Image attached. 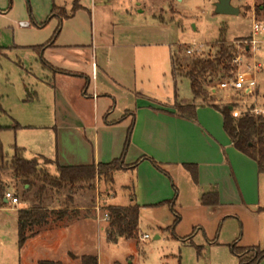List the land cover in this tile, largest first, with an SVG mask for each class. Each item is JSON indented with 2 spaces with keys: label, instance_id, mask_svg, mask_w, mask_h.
I'll return each mask as SVG.
<instances>
[{
  "label": "rangeland",
  "instance_id": "obj_1",
  "mask_svg": "<svg viewBox=\"0 0 264 264\" xmlns=\"http://www.w3.org/2000/svg\"><path fill=\"white\" fill-rule=\"evenodd\" d=\"M48 1L0 0V105L4 111L0 115V126L4 128L0 133V141L8 160L13 156L14 146L24 149L25 159L32 160V151L37 146L47 145L54 136L36 128H15V125L42 124L46 121L45 113L53 109V93L48 88L49 81L44 82L42 59L32 51L15 48L28 39L26 35L31 30L35 31V41L43 40L55 30L58 19L47 22L49 15L45 17ZM63 1L71 13L74 0ZM217 1L108 0L111 9L107 7L104 10L99 6V0H94V31L98 33L102 30L109 36L114 32L115 46L123 47L129 56L134 50L131 47L138 45L135 49L137 77L143 80V89L149 99L163 101L168 93L173 95L176 91L180 102L190 101L201 112L209 111L206 107H200L197 104L199 101H194L190 82L182 75L184 71L178 76L174 75L175 64L183 68L193 59L213 57L218 51V41L236 46L242 42L241 46L245 47L252 38L254 23L264 28V0H232L231 5L240 9L239 15L217 14ZM50 2L55 4V0ZM38 14L45 18L44 23L47 22L42 28L36 23L35 16ZM20 21L28 23V26L21 27ZM52 21L53 25L50 24ZM255 40L258 44L255 48L249 45V52L238 50L244 55L241 56L242 65L237 71H248L255 77L256 105L260 115L264 116V30ZM192 44L197 46L193 48V54L189 55L187 50L192 49ZM258 65L260 68H257ZM173 77L175 85L172 83ZM216 82L206 81V88L209 89ZM243 100L251 101L233 92L218 91L216 96H210L209 92L204 105L224 107L233 104L240 107ZM190 137L197 148H203L197 132H192ZM177 165L174 162L164 166L157 163L161 172L151 164L155 174L170 183V188L175 186L172 190L174 196L159 205L140 208L136 238L110 242L105 232L107 222H101L104 223L100 224L104 231L100 230L90 218V215H95L92 209L89 211L91 213L86 214L89 219L85 227L81 226L84 229L77 233L78 238L73 237L71 232L64 239L67 235L64 228L73 224L74 220L68 222L65 217L63 226L59 229L55 226L50 231L51 236H57L56 239H29L21 250L18 247V212L27 206L39 205L36 193L43 184L38 182L28 191L27 186L15 183L11 171H4L1 180L7 191L16 194L19 203H8L0 208V264H38L44 260L80 264L78 261L72 262V256L80 254H94L102 264H239L238 258L231 253V245L264 252V174L254 176L251 184L250 179L246 180L248 190L252 191L245 195L246 207H227L222 217L214 218L205 214L199 206L198 192L189 171L181 165L174 169ZM48 169L52 175L56 174L54 167ZM140 175L146 174L141 172ZM138 179L137 172L120 171L113 173L112 185L102 180L98 189L96 181L78 183L73 188L64 187L61 190L47 186L42 200L49 201L53 197V202L70 207V195L76 194V204L90 206L96 203L98 190L100 205L126 206L131 199L134 200ZM155 182H158L155 183L158 187H162L160 181ZM110 196H114L113 199L107 200ZM225 213L231 216L226 217ZM103 214L101 210V217ZM144 235L146 239H142ZM259 264H264V258Z\"/></svg>",
  "mask_w": 264,
  "mask_h": 264
},
{
  "label": "crops",
  "instance_id": "obj_2",
  "mask_svg": "<svg viewBox=\"0 0 264 264\" xmlns=\"http://www.w3.org/2000/svg\"><path fill=\"white\" fill-rule=\"evenodd\" d=\"M56 1L55 4L48 1L45 17L50 16L54 6L70 14L66 9V2ZM85 1L79 0L80 9L62 22L60 34L51 47L40 53L34 50L51 40L58 24L55 30L39 41L33 40L35 31L30 29L31 31L26 35L28 39H24L25 42L15 47L32 51L42 59L44 82L49 81L48 88L53 93V109H48L45 113V122L33 124L34 126L15 125L18 129L36 128L54 135L55 139L52 137L47 145L42 144L32 151L33 159L42 157L51 161L53 163L51 167H54L55 171L57 165L60 167L108 165L122 157L129 128L133 125L123 162L130 168L120 171L137 172L138 189L130 204L107 205L108 207L127 208L137 205L140 211L142 207H152L172 199L174 196L172 190L175 186L172 185L170 188V183H166L162 177L155 174L151 160L162 166L174 162L175 165L178 164L174 169L180 165L184 170H186L185 166H196L197 183H193L198 192L199 206L207 215L214 218L222 217L223 210L227 207L237 205L246 207L248 204L245 202V195L252 193L248 190L247 181L250 179L251 184L253 177H260V174L254 161L234 149L232 142L224 133L221 114L199 101L197 104L208 108L209 111L201 112L196 107L193 118L180 115L175 110L176 104L192 105V102H180L176 91L173 95L168 93L163 101L149 99L143 89V80L137 77L135 49L138 45L131 47L134 50L129 56L123 51V47L115 46L114 32L110 36L102 30L96 33L94 0L90 3ZM99 2L102 9L105 10L107 7L111 9L108 0H99ZM35 18L39 26L44 23L45 18L43 19L40 14ZM52 22L51 25L54 24ZM20 23L25 22L20 21ZM26 24L28 26V23ZM172 83L176 84L174 77ZM192 132L199 134L198 139L203 148H197L195 143H192L190 137ZM136 163L137 166L133 168ZM141 172L146 175L141 176ZM95 181L98 189L102 180L96 178ZM155 181H160L162 187H158L155 184L158 182ZM211 191L218 193L219 204L203 206L202 196ZM6 192L10 191L6 190ZM10 193L18 199L16 194ZM95 197L96 203L90 206L76 204L78 201L76 194L70 195V207L53 202V197H50L49 201L42 200L40 207L43 210L63 211V214L50 216L47 224L41 226L38 234L32 239L38 238L44 241L56 239L57 236H51L50 231L55 226L58 229L63 226L65 217L68 222L74 220L73 224L64 228L67 234L64 239L71 232L73 237L78 238L77 233L84 229L81 226L85 227L89 219L86 214L91 213L89 211L92 209L95 211V217L90 215V218L100 230L104 231V227L100 224L105 222L98 223L96 207L100 206L104 212L106 207L100 205L98 190ZM112 197L114 196L106 199H113ZM34 206L36 205L27 206L24 210L33 209ZM225 215L231 216L226 213ZM43 235L46 236L42 237ZM86 255L94 256V254L73 256L80 258ZM68 256L71 257L72 254ZM97 260L98 264H102L98 257ZM76 261L80 263L79 260L72 262Z\"/></svg>",
  "mask_w": 264,
  "mask_h": 264
},
{
  "label": "trees",
  "instance_id": "obj_3",
  "mask_svg": "<svg viewBox=\"0 0 264 264\" xmlns=\"http://www.w3.org/2000/svg\"><path fill=\"white\" fill-rule=\"evenodd\" d=\"M80 9L79 0H74V7L70 14L64 10L53 7L51 14L48 18L49 22L53 18H57L59 24L49 42L34 50L40 53L44 49L51 47L53 42L60 34L62 22L69 17L73 16ZM47 22L39 26L44 27ZM218 51L213 57L207 59H193L185 67H177L175 64L174 75L182 74L190 82L191 92L194 101H201L205 104L209 97V89L206 88L207 83L219 81L220 79L233 76L236 67L233 65L234 58L238 55V48L235 44H228L224 41L217 42ZM177 67V68H176ZM211 108L218 111L223 119V130L236 151L243 154L247 158L255 162L258 173L264 174V116L251 115L244 113L239 117L232 115L233 110L236 108L233 104H228L224 107H218L214 104H209ZM195 105H181L176 104L175 110L180 115L193 118L195 114ZM4 111L0 105V115ZM4 130L0 126V133ZM133 125L129 128L127 141L124 148L122 157L108 165H94L86 167H60L56 166V174L52 175L49 167L52 162L45 158H35L27 160L24 157V149L13 147V156L8 160L4 152L3 145L0 141V208L4 207V198L6 187L1 180V175L4 171H11L16 184H22L23 187L27 186L30 189L38 182L43 185L36 193V199L39 205L30 210H21L18 212V247L21 250L29 239L35 237L39 228L47 224L50 216H61L63 211H45L40 207L42 198L47 191V186L61 190L64 187L73 188L78 183H91L96 178L110 182L112 181L113 173L129 169L124 165V156L129 146V141L132 135ZM139 163V162H138ZM133 166L135 168L137 164ZM151 163L160 170L151 160ZM189 171L194 183H197V167L185 166ZM163 172L162 170H160ZM133 200V199H132ZM203 206H217L219 204L218 193L211 191L201 198ZM105 212L109 215V221L105 229L107 238L110 242L116 243L119 239L131 240L136 238L138 232L139 222V207L132 205L127 208L109 206L105 208ZM231 253L239 260V264H259L264 258V252H259L256 248H238L236 244L230 246ZM73 260H79L81 264H98L97 257L95 256H82L76 258L72 256ZM38 264H62L52 260L39 261Z\"/></svg>",
  "mask_w": 264,
  "mask_h": 264
},
{
  "label": "built area",
  "instance_id": "obj_4",
  "mask_svg": "<svg viewBox=\"0 0 264 264\" xmlns=\"http://www.w3.org/2000/svg\"><path fill=\"white\" fill-rule=\"evenodd\" d=\"M246 2L251 1V0H244ZM21 27H26L27 24L26 23H20ZM264 30V28L262 27V25L257 24L256 22L253 25V29H252V38L250 41H245L246 44H248L245 47H242L241 45L243 44L242 42H238L237 43V48L242 49L243 53H247L250 51V46L252 45L254 48L255 46L258 44L257 41L255 40V37H257L258 35H260L262 33V31ZM191 46L192 49L187 50V54L191 55L193 54V48L196 47V44H192ZM240 54L238 53V55L234 58L233 60V65L237 68L236 72L233 74V76L231 77H227L224 79H220L219 81H217L214 85L212 84L209 88V92H210V96H216V94L218 93V91H222L224 93H228V92H233L239 95H242V97H246L248 99H251V101H246L243 100L241 102V106L240 107H236L233 112L232 115L234 117H239L244 113H249L251 115H260V110L257 107V100H256V92H257V87H256V79L255 77L249 73L248 71H242L239 72L238 67H240L242 65L241 63V56L244 54ZM257 66H255L256 68ZM257 68H260V66L258 65ZM5 200H7L9 203L16 205L18 203V199L10 192H6L5 193ZM101 207L98 206L96 207V211H97V217H98V223L100 222H108L109 221V215L107 212H104L103 216H100V211H101ZM147 236H143L142 239H146Z\"/></svg>",
  "mask_w": 264,
  "mask_h": 264
},
{
  "label": "water",
  "instance_id": "obj_5",
  "mask_svg": "<svg viewBox=\"0 0 264 264\" xmlns=\"http://www.w3.org/2000/svg\"><path fill=\"white\" fill-rule=\"evenodd\" d=\"M232 0H218L215 5V12L219 15H239L240 9L231 5ZM5 204L7 200L3 201Z\"/></svg>",
  "mask_w": 264,
  "mask_h": 264
}]
</instances>
